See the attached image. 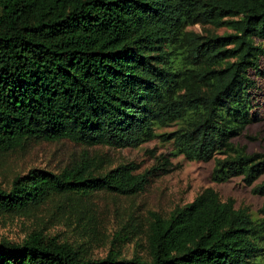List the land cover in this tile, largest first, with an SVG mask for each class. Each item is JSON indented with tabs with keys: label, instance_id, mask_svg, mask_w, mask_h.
<instances>
[{
	"label": "trees",
	"instance_id": "1",
	"mask_svg": "<svg viewBox=\"0 0 264 264\" xmlns=\"http://www.w3.org/2000/svg\"><path fill=\"white\" fill-rule=\"evenodd\" d=\"M227 26L200 33L188 24ZM264 0H0V151L30 138L138 146L157 126L188 159L215 158L212 179L240 175L264 194V151L233 137L260 116ZM260 88L262 101L256 91ZM223 154V156H218ZM167 156L95 172L89 159L54 172L33 167L0 185V214H25L54 194L143 190ZM255 218L212 186L169 216L154 212L149 258L85 255L33 229L0 240V264H258L264 205Z\"/></svg>",
	"mask_w": 264,
	"mask_h": 264
},
{
	"label": "rangeland",
	"instance_id": "2",
	"mask_svg": "<svg viewBox=\"0 0 264 264\" xmlns=\"http://www.w3.org/2000/svg\"><path fill=\"white\" fill-rule=\"evenodd\" d=\"M186 28L204 34L232 31L230 27H215L209 23L188 24ZM262 68L264 70V58ZM256 79L262 89L264 73ZM256 93L258 101H262L260 88ZM260 116L233 137L237 145H246L249 152L264 151V104H261ZM180 125V121H175L157 126L158 135L138 146L87 145L69 138L36 137L28 139L22 147L0 151V185L6 188H10L15 175L33 167L60 172L68 165L89 159L95 172L128 161L137 162L138 171H144L164 156L171 161L167 172L151 176L146 187L138 192L99 189L90 195L54 194L25 214L1 213L0 240L21 241L33 229L40 228L49 236L74 244L87 256L102 257L112 250L121 257L149 258L148 227L153 213L169 216L173 209L193 200L208 186L214 187L224 200L233 198L236 207L246 208L253 217L262 216L260 208L264 205V194L253 191L254 184L261 178L253 184L246 183L240 175L223 181L213 180L214 157L198 160L174 153V140L164 134ZM258 261L264 264V256Z\"/></svg>",
	"mask_w": 264,
	"mask_h": 264
}]
</instances>
